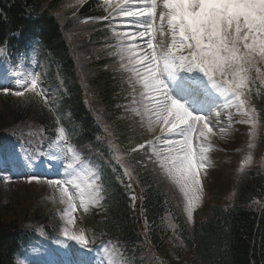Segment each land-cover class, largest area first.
<instances>
[{"label": "trees", "instance_id": "16d2710c", "mask_svg": "<svg viewBox=\"0 0 264 264\" xmlns=\"http://www.w3.org/2000/svg\"><path fill=\"white\" fill-rule=\"evenodd\" d=\"M75 1L0 0V63L5 60L16 67L38 40L42 51L62 67L68 89L67 94H61L59 106L61 112L70 113L75 125L71 132L70 124L63 122L73 146L81 148L96 139L101 133L96 121L107 116L116 141L124 150H131L138 143L137 133L119 119L112 106L127 91L104 67L107 62L96 59L93 52L92 45L105 37V32L98 30L88 39L86 27L75 21L101 18L104 9L98 0L79 8L80 2L73 3L75 11L78 8L76 14L61 18L60 6ZM260 91L250 93L260 131H256L258 150L248 153L254 159L264 158V89ZM88 101L94 105H86ZM1 103L0 137L22 142L32 152L43 151L46 143L56 138L58 119L39 98L28 93L23 97L8 94ZM99 151L93 156L107 160L108 166L101 163L107 198L102 216L90 224L95 234L119 251L124 264H264V173L258 167L234 175L228 191L218 186L219 191L210 194L191 225L167 179L160 181L153 171L140 166L143 155H133L140 173L141 202V208L134 210L127 191L115 180L118 175L108 149ZM42 199L35 189L32 196L3 208L0 204V264H18L17 253L55 233L51 230L55 226L52 210Z\"/></svg>", "mask_w": 264, "mask_h": 264}, {"label": "snow or ice", "instance_id": "6c2138e0", "mask_svg": "<svg viewBox=\"0 0 264 264\" xmlns=\"http://www.w3.org/2000/svg\"><path fill=\"white\" fill-rule=\"evenodd\" d=\"M115 7L121 16L131 18L128 23L135 29L131 36L141 38L150 50L137 56L139 43H121L119 48L121 59L128 58V70L142 84L141 95L148 101L143 106L149 114V126L162 123L165 127L161 131L169 134L161 141L163 148L156 155L160 166L183 193L185 211L191 220L201 200L200 173L208 164L209 151L203 143L197 145L193 141L206 140L212 129L209 117L193 115L168 95L162 76L198 69L226 100L222 109L215 112L216 116L223 109L234 107L241 117L237 123L249 125L250 135L255 137L257 113L250 93L257 80L264 86V0H162V6L159 0H117ZM165 23L171 35V43L166 47L156 41L157 33H165ZM184 50L189 55H181ZM0 90L9 91L7 87ZM26 90L40 95L35 81ZM12 94L23 96L24 91ZM45 178L49 185L57 186L61 202L68 205V225L74 223L72 213L76 212L77 204L67 185L79 190L76 196L85 211L103 199L99 185L78 183L75 173H70L67 179ZM63 235L81 246L88 243L83 234H72L69 228H65Z\"/></svg>", "mask_w": 264, "mask_h": 264}, {"label": "rangeland", "instance_id": "374dc122", "mask_svg": "<svg viewBox=\"0 0 264 264\" xmlns=\"http://www.w3.org/2000/svg\"><path fill=\"white\" fill-rule=\"evenodd\" d=\"M80 0H76L72 3H66L62 4L58 10V14L61 18H68L70 15H74L75 13V4L73 3H79ZM117 0H103V3L105 6H107V11L110 13V21H109V28L112 34V40L113 45L111 46V53H108L105 58H115L114 62L108 67H112L110 69L111 71H120V72H129L133 79L136 81V86H133L134 88L139 89L138 95L135 97V99L132 97V99L128 102L127 106L131 110L133 117H136L139 119V123L146 126V130L149 136V141L147 144L152 149V153L155 156V159L159 163V159L157 158L156 152H161L163 145L161 141L167 136V131H161L162 128L165 126H162L161 124L155 125L153 127H150V121H149V114H147L144 110V103H147V98L142 97L143 87L141 83H138V78L133 75L132 72L128 70L130 67L128 63V58L124 57L121 59V53L119 51V48L121 46V43L124 45L132 44L131 41L132 36L129 34V31L126 29L127 25L129 24L127 22L128 17H123L119 14V9L115 7ZM162 6V0H159ZM161 11L160 8L157 9V20L156 23L159 24V12ZM167 25L165 23V29ZM162 37L158 36V42H161ZM165 47L166 44L161 42ZM140 44V43H139ZM144 47L146 49L145 45L140 46ZM185 52L188 53V50H185ZM185 52H181L182 55H185ZM101 53V51H100ZM97 52L94 55H100ZM37 55H39V52L37 50H33L32 53V59H36ZM138 56V55H137ZM31 69V75L33 76V81H35L38 85V91L40 94L44 97L46 101H52L55 97V93L58 88L61 87V79H52L47 75V63L44 60H34V62H31L30 65ZM139 67V65L137 66ZM162 79L164 81V85L166 86V89L170 88V84L167 80H165L164 75L162 76ZM27 76L24 74L20 75V84L25 85L27 83ZM31 82L26 85L29 86ZM7 87L8 89H11L12 91H17L21 89L18 88V86L14 85L13 79H9L6 77V79L0 78V88ZM3 91V90H0ZM35 93V92H34ZM1 97L2 94H0V112H1ZM190 99V98H186ZM182 104V102H179ZM187 109V108H186ZM195 112V111H194ZM231 114V120L229 119V115ZM152 115V114H151ZM194 115V114H193ZM200 115V114H195ZM223 117V124H225V127H222L219 131L218 128L213 127L210 125V128L212 131L208 133V137L205 140L204 138H201L203 145L209 149L207 155H208V164L206 168L200 173L201 178V200L198 205V207L194 210L192 219L189 220L187 213V220H189V223L191 225L194 224L195 220V213L196 211H201L203 207H205V202L207 203L210 199L211 193H216L219 191V188L223 191H228L229 184L231 181H234L236 178H234V175L239 174L243 172L245 169L251 167V166H257L262 171H264V158L261 159H254L250 155H247L245 157H241L239 160H237L239 157L236 153H239L238 147H235L236 143L238 142H244L245 141V133H250V127L247 124L237 123L241 119L240 115L236 112V109L234 107L226 108L224 109V112H222ZM152 119L155 120V118ZM241 125V126H240ZM240 129V132L238 133L237 130ZM256 131L259 133V127L257 126ZM111 133H113L112 128L110 131H108V141L111 144L113 142V139L111 137ZM115 136V135H114ZM157 137L160 139L157 140ZM246 137H249L248 134H246ZM260 136L252 137L250 136L249 139V146L255 147L257 146V141L259 140ZM151 142V143H150ZM195 143V139L193 141ZM155 149V151H154ZM118 150L122 151L120 148ZM212 153H214L212 155ZM214 158L215 162L219 165H215V163L212 160V157ZM115 161L119 164H117L123 171L124 175L128 178L129 177V171L131 170V165L129 164V159L124 156L121 152H116ZM160 166V163H159ZM161 167V166H160ZM162 168V167H161ZM163 169V168H162ZM164 170V169H163ZM165 171V170H164ZM70 173H76L75 170H71ZM165 174L167 175L168 182L172 185L173 190L175 193L181 198L183 203V208L185 211V198L183 196V193L179 190V187L174 184L171 180V178L168 176V174L165 171ZM79 178V177H78ZM0 179H2L0 177ZM80 179V178H79ZM78 183L80 181H77ZM47 183V182H46ZM48 184V183H47ZM46 184V185H47ZM69 185H67L68 187ZM72 186V185H71ZM219 186V188H218ZM77 192L79 191L77 188L72 186ZM42 190L41 188H39ZM35 190V187H30L27 185L22 184L20 181L12 182L10 180L7 181H1L0 180V204L4 206H8L11 203L20 200L22 197H26V195H33V191ZM208 192V194H207ZM42 195V192H41ZM208 195V199H207ZM50 199L53 202H57V206L60 209V211L63 212V221H62V230L61 233L63 234L65 228H69L71 230L72 234H86L87 232V226L84 224V218L85 210H81L75 213H72V218L74 220V223L72 225L67 224V210L68 205L67 203L61 202L60 197V190L55 185H47V199ZM179 198V199H180ZM207 200V201H206ZM77 204V203H76ZM186 212V211H185ZM82 221V224L80 222ZM88 239V238H87ZM73 245H78L76 242L71 243V245L67 248L70 249ZM72 251H74L71 248ZM95 253L98 255L95 257L96 254L92 255V260L99 261L100 264H116V255L111 250H106L104 246H100L96 249ZM74 254V253H73ZM73 254L71 257H73ZM77 257L79 254L76 255ZM88 257H90L88 255ZM68 264H79L78 260L71 261L69 257L66 258ZM32 260V263L30 262ZM30 261L25 262V264H58L55 259L51 256L47 259H44L42 255H38L37 257L32 258ZM73 262V263H72Z\"/></svg>", "mask_w": 264, "mask_h": 264}, {"label": "bare ground", "instance_id": "6f19581e", "mask_svg": "<svg viewBox=\"0 0 264 264\" xmlns=\"http://www.w3.org/2000/svg\"><path fill=\"white\" fill-rule=\"evenodd\" d=\"M129 20L131 18H128ZM129 30L134 31L135 29L131 26L129 28ZM158 36L162 37L160 40L161 42H166V46L168 44L171 43V35L170 33H167V27H166V32L164 34L161 33H157L156 35V41L158 40ZM144 40L147 39V36L145 38H143ZM133 43H140V46H143V41L141 40V38L136 37V38H132L131 39ZM149 52V49H144V47H140L139 49H137V55L138 56H142L145 52ZM38 58V57H36ZM166 80L168 81V83L170 84V94H173L175 92L174 87L176 86L178 88L179 85H181L182 79L183 78H188L191 77L193 78V81L196 82V86L199 87H203L204 90H206V95L205 97L201 98V102L196 105L197 110L200 112V114H203L205 117H209V124L212 125L215 128H218L219 131L221 130L222 127H225V124H223V117H225L224 115H222V112H224V109L221 111V114L217 117L215 112L219 111L222 109L223 105H221L220 107H217V104L214 102L216 99H220L221 101H225V98L222 97L219 92L212 87V83H210L209 85H206V80L203 79L202 73L200 71H198V69H193V71L188 72L186 70H179L174 72L171 76H169L168 74H164ZM166 88V87H165ZM169 92V90H167V93ZM193 92H196V90H193ZM197 93V92H196ZM168 94V95H170ZM179 95H182L180 93H178ZM184 96H189L188 94H185ZM190 96H192V94H190ZM154 117L155 114L153 113ZM162 126H164L161 123ZM202 127V125H201ZM222 131V130H221ZM169 134H167L168 136ZM97 140L93 139L91 141V144H96ZM202 143V141H196L194 144H200Z\"/></svg>", "mask_w": 264, "mask_h": 264}]
</instances>
